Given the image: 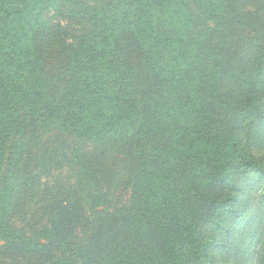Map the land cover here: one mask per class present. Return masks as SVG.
Wrapping results in <instances>:
<instances>
[{"label": "trees", "instance_id": "16d2710c", "mask_svg": "<svg viewBox=\"0 0 264 264\" xmlns=\"http://www.w3.org/2000/svg\"><path fill=\"white\" fill-rule=\"evenodd\" d=\"M52 2L0 0V264L214 263L244 220L242 180L264 178L245 148L249 0H95L72 39L47 26ZM40 129L70 140L79 182L26 235L11 213Z\"/></svg>", "mask_w": 264, "mask_h": 264}, {"label": "rangeland", "instance_id": "374dc122", "mask_svg": "<svg viewBox=\"0 0 264 264\" xmlns=\"http://www.w3.org/2000/svg\"><path fill=\"white\" fill-rule=\"evenodd\" d=\"M52 1L45 14L47 26L58 25L64 29L69 39L85 31L88 10L95 5V0ZM243 14L241 55L245 66L244 75L257 85V113L249 118L252 125L245 148L255 159H264V0H249ZM245 87L246 85L244 89ZM30 137L33 138V143L24 147L25 171L21 174L20 195L11 213L13 225L26 235L37 233L48 219L50 206L63 199L69 191L75 190L79 182L69 139L61 137L53 129H40ZM44 159L46 166L42 170ZM238 195L239 199L232 209L243 216L244 220L239 225L240 229L231 236L233 246L228 249L222 247L215 262L206 264L255 262L253 235L260 221V213L264 210V178L258 179L254 173L248 174L241 182ZM245 202L247 206L244 208ZM247 221L253 223L248 228H243Z\"/></svg>", "mask_w": 264, "mask_h": 264}]
</instances>
